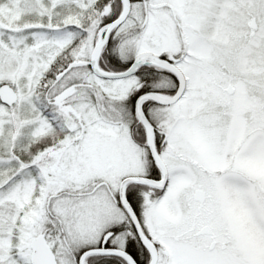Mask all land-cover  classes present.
<instances>
[{
	"label": "snow or ice",
	"instance_id": "6c2138e0",
	"mask_svg": "<svg viewBox=\"0 0 264 264\" xmlns=\"http://www.w3.org/2000/svg\"><path fill=\"white\" fill-rule=\"evenodd\" d=\"M0 264H264V0H0Z\"/></svg>",
	"mask_w": 264,
	"mask_h": 264
}]
</instances>
